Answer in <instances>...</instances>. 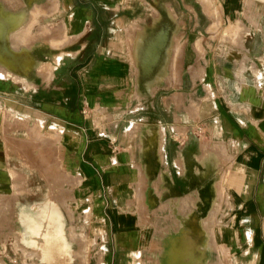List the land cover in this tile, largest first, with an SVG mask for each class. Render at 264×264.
<instances>
[{
  "label": "crops",
  "instance_id": "crops-1",
  "mask_svg": "<svg viewBox=\"0 0 264 264\" xmlns=\"http://www.w3.org/2000/svg\"><path fill=\"white\" fill-rule=\"evenodd\" d=\"M0 7V264H43L53 202L74 264H167L183 231L201 264H264V0Z\"/></svg>",
  "mask_w": 264,
  "mask_h": 264
},
{
  "label": "bare ground",
  "instance_id": "bare-ground-1",
  "mask_svg": "<svg viewBox=\"0 0 264 264\" xmlns=\"http://www.w3.org/2000/svg\"><path fill=\"white\" fill-rule=\"evenodd\" d=\"M5 2V1H4ZM2 3V2H1ZM6 5H4V7H5ZM3 7V8H4ZM0 8H2V7H0ZM2 8V9H3ZM7 9V8H6ZM6 9H4V10H6ZM8 9H9V7H8ZM13 8H11V10H12ZM15 9H18V8H15ZM23 10V9H22ZM3 11V10H2ZM10 11V10H9ZM18 11V10H17ZM16 11V12H17ZM20 11V10H19ZM18 11V12H19ZM24 11V10H23ZM1 12V11H0ZM4 12V11H3ZM6 13H7V11H5ZM16 12L15 11H13L12 10V12H11V14H16ZM26 12V11H25ZM1 14V13H0ZM9 14V13H8ZM20 14V13H19ZM4 15V14H3ZM6 15V14H5ZM25 15V14H24ZM24 15H22L23 17H24ZM18 16V15H17ZM25 18V17H24ZM23 18V19H24ZM22 24V22L20 23V25ZM22 27V26H21ZM1 28V27H0ZM18 29H20V28H18ZM14 31H17V30H15V28H14ZM11 32H12V30H11ZM9 34H10V32H9ZM12 34V33H11ZM15 34V33H14ZM19 35H17V37H18ZM21 37V36H20ZM19 37V38H20ZM251 37V36H250ZM10 38V37H9ZM8 37H7V39H9ZM16 40V39H15ZM237 41V40H236ZM242 41V40H241ZM12 42V41H11ZM14 42V41H13ZM15 43V42H14ZM11 44V43H10ZM16 44V43H15ZM22 44V43H21ZM21 46V45H20ZM15 47V46H14ZM13 49V48H12ZM15 49H17V48H15ZM17 51V50H16ZM2 67V66H1ZM6 67V66H5ZM4 66H3V68H5ZM1 70H2V68H0ZM4 70H8V68L7 69H4ZM10 71V70H9ZM17 76V75H16ZM24 78V77H23ZM25 79V78H24ZM22 80V79H21ZM23 81V80H22ZM26 81V80H25ZM41 157V156H40ZM31 159V158H30ZM44 159V158H43ZM45 164V163H44ZM48 166V165H47ZM38 167V166H37ZM39 167H41V166H39ZM54 167V166H53ZM39 169V168H38ZM43 169H46L45 167L43 168ZM47 169H49L48 167H47ZM46 169V170H47ZM42 170V169H41ZM53 170V169H52ZM51 169H50V171H52ZM55 170V169H54ZM49 171V170H48ZM56 171H57V169H56ZM53 172V171H52ZM49 173V172H48ZM57 174H59L58 173V171L56 172ZM15 174V173H14ZM16 174H17V171H16ZM49 174H51V172L49 173ZM53 175V174H52ZM54 176H55V174H54ZM53 176V177H54ZM59 176H61L60 174H59ZM20 178H21V176H19ZM55 177H58V176H55ZM54 177V178H55ZM63 178H64V176H62ZM62 177H60V178H62ZM50 178V177H49ZM59 178V177H58ZM56 179V178H55ZM52 180H53V178H52ZM59 180V179H58ZM61 180V179H60ZM64 180V179H63ZM63 180H61V181H63ZM45 181V180H44ZM65 181H66V179H65ZM15 182H16V180H15ZM57 182V181H56ZM50 183V182H49ZM52 184H53V182H51ZM55 183V182H54ZM47 184V183H46ZM57 184H62L61 182L60 183H58L57 182ZM22 185H23V183H22ZM58 185V186H59ZM16 186V185H15ZM62 187V186H61ZM14 188V187H13ZM48 189H49V187H48ZM47 189V190H48ZM61 189V191H62V188H60ZM66 189V188H65ZM57 190H58V188H57ZM220 191V190H219ZM48 192V191H47ZM65 192H66V190H65ZM56 193H57V191H56ZM61 193V192H60ZM17 194V193H16ZM58 194V193H57ZM62 194L64 195V193H63V191H62ZM55 195H53V197L52 198H55V199H57L56 197H54ZM219 196H220V194H219ZM62 197V195L60 194V198ZM68 197V196H67ZM66 197V194H65V196H64V198H67ZM15 197H13V199H14ZM50 198H51V196H50ZM59 198V199H60ZM48 199V198H47ZM63 199V197L61 198V202L63 201L62 200ZM219 199V198H218ZM58 200V199H57ZM12 202V201H11ZM65 202V201H64ZM54 203V202H53ZM53 203H50L51 204V208H50V210H49V213H51V214H55V215H51V216H48L47 218H49L50 220V223H52L53 222V218L55 217L56 219H58V221L61 223V225H57V226H55V227H52V228H47V229H45V230H42V227L41 226H33L34 227V229L36 228L37 230H39L38 232V234L42 237V240H40L39 238H32L31 239V241H30V243L32 244V245H34V246H37V247H40V254H39V256L41 257V259H42V261H43V263L44 264H74V262H75V260H76V257H75V255L72 253V251H71V249H70V246H69V242H68V238H67V235H66V233H65V230H64V227H63V225L65 224V221H64V218H63V214L61 213V211H59L57 208H54V207H52L53 205ZM60 203V202H59ZM183 203V202H182ZM12 204V203H11ZM65 204V203H64ZM182 206H183V204H181ZM192 205H193V200H191V199H185L184 200V206L186 207V209H190V207H192ZM181 206V207H182ZM9 207H10V204H9ZM13 207V206H12ZM65 207H67V206H65ZM180 207V208H181ZM1 208H3V207H1ZM11 208V207H10ZM48 208V207H47ZM215 208H216V210H217V207L215 206L214 207V210H215ZM66 209V208H65ZM70 209V208H69ZM182 209V208H181ZM220 209V208H219ZM218 209V210H219ZM11 210V209H10ZM215 210V211H216ZM66 211V210H65ZM67 211H68V209H67ZM66 211V212H67ZM16 212V211H15ZM72 211H70V213H71ZM218 212V211H217ZM13 214V213H12ZM217 214L218 213H216V212H214V211H212L210 214H209V216H208V218L206 219V223L208 224V225H212L213 223H215L217 220H218V217H217ZM14 215V214H13ZM4 217H6L5 215H3ZM9 216H11V214L9 215ZM16 216V215H15ZM68 216V215H67ZM70 216L72 217V215L70 214L69 216H68V218H70ZM6 218H8V217H6ZM5 218V219H6ZM10 218V217H9ZM31 220H32V218L33 217H29ZM220 219V218H219ZM3 220H4V218H3ZM69 220V219H68ZM0 221H1V219H0ZM5 222V221H4ZM7 223V222H6ZM9 223V222H8ZM33 223V221H30L29 222V224H32ZM69 223H70V220H69ZM28 224V225H29ZM70 225V227H71V223L69 224ZM68 225V226H69ZM73 225V224H72ZM205 226H206V228L208 227L206 224H204ZM1 226V225H0ZM7 226V225H6ZM9 226H11L10 224H9ZM30 226H32V225H30ZM214 226V225H213ZM12 227V226H11ZM69 227V229H73V228H70ZM2 228V227H1ZM1 228H0V230H1ZM214 228V227H213ZM208 230V229H207ZM74 231V230H73ZM81 231V230H80ZM219 231V230H218ZM76 232H78V231H76ZM70 233V232H69ZM68 233V234H69ZM72 234L74 233V232H71ZM83 233V232H82ZM17 235V234H16ZM70 235V234H69ZM74 236H75V234H74ZM73 236V237H74ZM86 236V235H85ZM84 236V237H85ZM212 237L214 238V233H212ZM14 238H16V237H14ZM71 238V237H70ZM75 238V237H74ZM221 238V237H220ZM18 239L20 240V241H26L27 240V237H26V234L24 233V234H21L19 237H18ZM192 239H194V238H192L191 237V235L189 234V233H187L186 231H183V232H181L179 235H177L176 237H173L172 239H171V241H170V246H169V248L167 249V252H166V257H167V264H201L202 262H203V257L206 255V250L204 249V248H201V247H199V250H201V252L200 253H198V254H196V252L194 251V241L192 240ZM74 240V239H73ZM80 240H81V238H80ZM209 240H211V241H213L212 239H210L209 238ZM0 241H1V239H0ZM17 241V240H16ZM75 241V240H74ZM13 242H15V240L13 241ZM79 242H81V241H79ZM207 242H208V240H207ZM210 242V241H209ZM78 243V242H77ZM213 244H214V242H213ZM18 245H21V244H18ZM23 245V244H22ZM85 245V244H84ZM84 245H83V247H84ZM199 245V244H198ZM197 245V246H198ZM217 245V244H216ZM225 245V244H224ZM13 247L15 248V246L13 245ZM17 247V246H16ZM23 246H21V248H22ZM31 247V246H30ZM33 247V246H32ZM77 247H78V245H77ZM80 247V246H79ZM20 248V249H21ZM215 248V247H214ZM27 249V248H26ZM36 249V248H35ZM39 249V248H38ZM73 249V248H72ZM77 249V248H76ZM81 249H82V247H81ZM15 250V249H14ZM33 250V249H32ZM32 250H27V251H32ZM37 250V249H36ZM85 250V249H84ZM83 250V253L85 252ZM38 251V250H37ZM75 251V250H74ZM26 252V251H25ZM24 252V253H25ZM23 253V254H24ZM31 253H33V252H31ZM78 252H76V254H77ZM38 254V253H37ZM79 254V253H78ZM85 254V253H84ZM84 254H82V255H84ZM25 255V254H24ZM32 255V254H31ZM80 255V254H79ZM77 256V255H76ZM23 257V256H22ZM78 257V256H77ZM80 257V256H79ZM81 257H83V256H81ZM85 257V256H84ZM83 257V258H84ZM218 257H219V255H218ZM85 259V258H84ZM84 259H83V261H84ZM80 261V260H79ZM208 261H209V259H208ZM220 261V260H219ZM1 262V261H0ZM33 262V261H32ZM36 262V261H35ZM217 262V261H216ZM37 264V263H36ZM85 264V263H84ZM217 264H220L219 262L217 263ZM222 264V263H221Z\"/></svg>",
  "mask_w": 264,
  "mask_h": 264
},
{
  "label": "rangeland",
  "instance_id": "rangeland-1",
  "mask_svg": "<svg viewBox=\"0 0 264 264\" xmlns=\"http://www.w3.org/2000/svg\"><path fill=\"white\" fill-rule=\"evenodd\" d=\"M220 190V191H219ZM219 194H220V196H219ZM222 195H223V188H222V185H218V198L219 199H217L216 201H215V203H214V205H213V207H212V209L210 210V213L212 212V211H214V212H216V213H218L217 211H219L218 209L220 208V204H221V200H222ZM190 198V197H189ZM188 197H186V199H189ZM185 200V199H184ZM217 207V210H216V208H215V210H214V207ZM190 209H191V207H190ZM189 208H188V210H190ZM63 218H65L64 219V221L65 222H67L66 220L68 219V216H63ZM71 218V217H70ZM176 222H177V220H175ZM188 220H186L185 222H187ZM182 223L184 222V221H181ZM17 236V235H16ZM15 239H17V238H15ZM85 244V245H84ZM83 245H84V247H83V250L85 251L84 253V256H86V255H88V252H87V249H86V243L85 242H83ZM44 264V263H43Z\"/></svg>",
  "mask_w": 264,
  "mask_h": 264
}]
</instances>
